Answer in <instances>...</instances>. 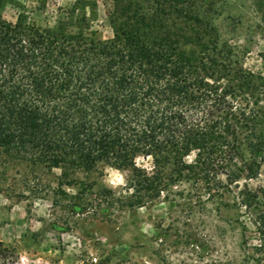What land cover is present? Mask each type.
Instances as JSON below:
<instances>
[{
	"label": "trees",
	"instance_id": "1",
	"mask_svg": "<svg viewBox=\"0 0 264 264\" xmlns=\"http://www.w3.org/2000/svg\"><path fill=\"white\" fill-rule=\"evenodd\" d=\"M110 1L105 38L94 27L93 0L49 15L46 0L31 10L0 0V165L21 167L48 188L41 176L52 175L53 195L77 212L89 193L131 208L185 198L173 189L180 185L256 178L264 162V65L245 68L236 46L192 9L197 0ZM137 158H148L149 168ZM101 165L129 172L125 197L90 191L88 175ZM104 250L73 264H109L114 253ZM0 264H21L1 241Z\"/></svg>",
	"mask_w": 264,
	"mask_h": 264
},
{
	"label": "rangeland",
	"instance_id": "2",
	"mask_svg": "<svg viewBox=\"0 0 264 264\" xmlns=\"http://www.w3.org/2000/svg\"><path fill=\"white\" fill-rule=\"evenodd\" d=\"M21 1L28 10L39 5ZM73 1L46 0L43 15ZM93 1L98 13L94 27L106 38L112 1ZM191 6L217 28L222 40L236 46L245 68L263 70L264 0H197ZM4 15L14 18L10 8ZM32 17L44 25L38 13ZM136 164L150 166L148 158H137ZM30 176L21 167L0 165V241L16 249L21 264H73L85 255L98 257L103 249L114 253L109 264H264V162L256 178L242 177L236 184H225L220 176L224 185L218 187H173L186 195L174 201L119 208L109 196L97 199L89 193L84 212L53 195L52 175L41 176L51 188L33 184ZM88 180L94 183L91 192L101 186L115 197L127 195L126 170L101 165ZM248 191L255 197L244 201Z\"/></svg>",
	"mask_w": 264,
	"mask_h": 264
}]
</instances>
